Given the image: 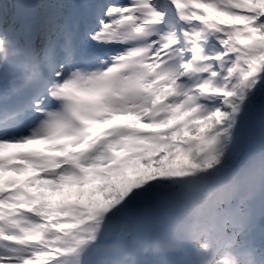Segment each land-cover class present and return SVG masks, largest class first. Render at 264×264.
Returning a JSON list of instances; mask_svg holds the SVG:
<instances>
[{"label": "snow or ice", "instance_id": "1", "mask_svg": "<svg viewBox=\"0 0 264 264\" xmlns=\"http://www.w3.org/2000/svg\"><path fill=\"white\" fill-rule=\"evenodd\" d=\"M0 264H264V0H0Z\"/></svg>", "mask_w": 264, "mask_h": 264}]
</instances>
